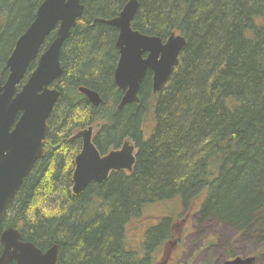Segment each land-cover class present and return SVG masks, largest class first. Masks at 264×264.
I'll return each instance as SVG.
<instances>
[{
    "label": "trees",
    "instance_id": "1",
    "mask_svg": "<svg viewBox=\"0 0 264 264\" xmlns=\"http://www.w3.org/2000/svg\"><path fill=\"white\" fill-rule=\"evenodd\" d=\"M127 1L82 0L83 16L60 56L46 156L24 179L2 226L42 250L57 244L59 264H154L178 240L180 217L143 221L150 225L136 249L128 248L127 231L145 208L173 201L198 224L216 220L264 241V0H138L135 30L163 40L175 32L187 45L160 92L153 94L148 73L140 102L119 110L118 32L95 20L116 17ZM42 2L0 0V82ZM81 86L98 92L101 104L92 105ZM148 113L155 127L145 138ZM86 125H100L94 143L102 154L131 140L136 162L131 172H111L75 195L82 148L75 131Z\"/></svg>",
    "mask_w": 264,
    "mask_h": 264
},
{
    "label": "water",
    "instance_id": "2",
    "mask_svg": "<svg viewBox=\"0 0 264 264\" xmlns=\"http://www.w3.org/2000/svg\"><path fill=\"white\" fill-rule=\"evenodd\" d=\"M84 9L82 0H43L34 20L16 40L3 70L8 74L5 81L0 82V264H59L60 261L57 244L42 250L34 243L24 241L15 228L1 230V224L24 179L36 162L46 156L48 120L60 96V91L50 86L63 73L62 48ZM138 9L139 1L129 0L118 16L95 20L118 31L115 45L119 58L114 83L123 92L119 110L140 102L142 85L149 72L152 74V92H160L187 45L186 38L175 32L163 40L135 30L133 21ZM53 32L55 37L40 54ZM36 59V68L25 81L29 66ZM79 91L92 105L101 104L102 98L95 90L82 86ZM78 135L83 144L76 156L72 176L75 195L81 194L91 183L104 182L112 171L133 170L136 162L134 144L125 141L120 149L102 155L93 140V127ZM255 261V256L234 257L222 264H254Z\"/></svg>",
    "mask_w": 264,
    "mask_h": 264
},
{
    "label": "rangeland",
    "instance_id": "3",
    "mask_svg": "<svg viewBox=\"0 0 264 264\" xmlns=\"http://www.w3.org/2000/svg\"><path fill=\"white\" fill-rule=\"evenodd\" d=\"M88 127L89 125H86L76 130L75 135ZM93 127L95 138L100 125ZM154 127L155 117L153 113H148L142 120L143 136L149 138ZM196 207L198 206L196 205ZM168 214L180 217L179 238L161 251L160 255L154 259V264H222L226 260L232 259V255L242 258L255 256L254 264H264V252L261 253L264 251V241H258L255 237L242 236L233 227L216 220L198 224L195 215L192 219L190 214L184 212L180 205L173 201L158 203L144 209L141 214L142 220L127 231L128 248L136 249L141 245L145 227L150 225L142 223L143 221L150 219L152 224Z\"/></svg>",
    "mask_w": 264,
    "mask_h": 264
},
{
    "label": "flooded vegetation",
    "instance_id": "4",
    "mask_svg": "<svg viewBox=\"0 0 264 264\" xmlns=\"http://www.w3.org/2000/svg\"><path fill=\"white\" fill-rule=\"evenodd\" d=\"M35 64H36V63H34V65L31 66L33 69L35 68ZM113 78H114V77H113ZM52 87H53V88H56V87H55V83L52 85ZM121 92H122V91H121ZM86 98H87V97H86ZM88 101H89V100H88ZM0 246H1V244H0ZM1 251H2V247H1L0 253H1Z\"/></svg>",
    "mask_w": 264,
    "mask_h": 264
},
{
    "label": "bare ground",
    "instance_id": "5",
    "mask_svg": "<svg viewBox=\"0 0 264 264\" xmlns=\"http://www.w3.org/2000/svg\"><path fill=\"white\" fill-rule=\"evenodd\" d=\"M127 2H128V1H127ZM127 2H126V3H127ZM123 7H124V6H123ZM123 7H122V9H123ZM122 9H121V10H122ZM106 20H109V19H106ZM243 235H244L245 237H252V234H251V233H247V234L245 233V234H243Z\"/></svg>",
    "mask_w": 264,
    "mask_h": 264
}]
</instances>
